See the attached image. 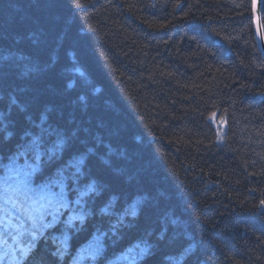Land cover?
<instances>
[{
	"label": "trees",
	"instance_id": "obj_1",
	"mask_svg": "<svg viewBox=\"0 0 264 264\" xmlns=\"http://www.w3.org/2000/svg\"><path fill=\"white\" fill-rule=\"evenodd\" d=\"M37 164L66 206L0 211L9 264H264L253 0H0V180Z\"/></svg>",
	"mask_w": 264,
	"mask_h": 264
},
{
	"label": "snow or ice",
	"instance_id": "obj_2",
	"mask_svg": "<svg viewBox=\"0 0 264 264\" xmlns=\"http://www.w3.org/2000/svg\"><path fill=\"white\" fill-rule=\"evenodd\" d=\"M44 119L45 118H42L41 120L42 132L47 131L49 134H55L54 130L43 129L42 126L44 123ZM65 143L66 142L63 138L58 137L55 144V149L53 150L54 153L62 151ZM39 146L40 137H33L31 144L27 146V150H32L33 148L36 149L37 160L39 159ZM13 159H15V156H13ZM84 159L85 157L81 156L74 160L73 167L76 169L74 175L81 174ZM38 167V164L35 167H30V170L24 172L21 178L13 180L12 176L9 175L0 180V211H2L5 216L8 215L9 210H11L12 212H24V214L32 223V231L29 233V235L33 238V240L36 239L37 233L41 229L48 227V225L39 223L38 219L33 217V215L31 214V210L34 208V206L44 200H47L48 203H52L53 201H55L61 207L66 206L63 191H61L60 193H53L51 191L50 185H42L37 188H34L32 186L33 172H35ZM56 183H60L61 185H63V178ZM97 190L98 189L95 183H89L88 185H85L83 191L78 194L79 198L77 200V203H83L85 196L94 194L97 192ZM102 212L104 214H110L107 207L105 209H102ZM129 214L134 213L130 212ZM78 218L80 217H73V219ZM98 251L99 249L97 247H94L91 244L89 245L88 254L93 259L96 258ZM143 251L144 250L141 249V253H143ZM21 255L25 260H27L29 253L21 250Z\"/></svg>",
	"mask_w": 264,
	"mask_h": 264
},
{
	"label": "water",
	"instance_id": "obj_3",
	"mask_svg": "<svg viewBox=\"0 0 264 264\" xmlns=\"http://www.w3.org/2000/svg\"><path fill=\"white\" fill-rule=\"evenodd\" d=\"M264 0H253V17L256 39L259 50L264 58V27H263Z\"/></svg>",
	"mask_w": 264,
	"mask_h": 264
}]
</instances>
